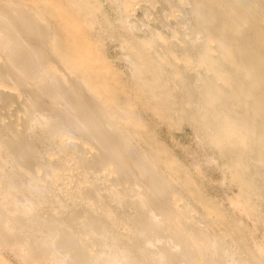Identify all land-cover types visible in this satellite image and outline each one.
<instances>
[{
  "label": "bare ground",
  "instance_id": "6f19581e",
  "mask_svg": "<svg viewBox=\"0 0 264 264\" xmlns=\"http://www.w3.org/2000/svg\"><path fill=\"white\" fill-rule=\"evenodd\" d=\"M0 264H264V0H0Z\"/></svg>",
  "mask_w": 264,
  "mask_h": 264
},
{
  "label": "rangeland",
  "instance_id": "374dc122",
  "mask_svg": "<svg viewBox=\"0 0 264 264\" xmlns=\"http://www.w3.org/2000/svg\"><path fill=\"white\" fill-rule=\"evenodd\" d=\"M110 46V48H109V50H110V53L112 54V55H115V49H114V47H113V45L112 44H109ZM163 130H164V134L165 135H167V129H166V127H164L163 128ZM188 131H190V129L188 130ZM188 133V132H187ZM182 135V141L184 142H186V143H191L190 142V139H191V141H193L192 140V136H191V134H189V135H186V134H181ZM191 136V137H190ZM187 141H189V142H187ZM212 174H213V177L214 178H219V173L218 172H216V171H212Z\"/></svg>",
  "mask_w": 264,
  "mask_h": 264
}]
</instances>
